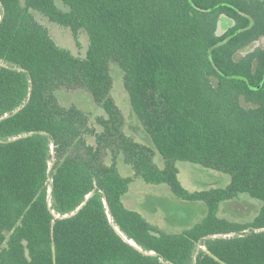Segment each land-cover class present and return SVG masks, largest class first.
Segmentation results:
<instances>
[{
	"label": "trees",
	"instance_id": "16d2710c",
	"mask_svg": "<svg viewBox=\"0 0 264 264\" xmlns=\"http://www.w3.org/2000/svg\"><path fill=\"white\" fill-rule=\"evenodd\" d=\"M37 14L87 34L86 57ZM222 17L235 24L219 35ZM263 40L264 0H0V264H264ZM113 64L150 145L127 134ZM61 90L88 92L102 114L62 105ZM178 162L230 184L190 192ZM135 179L203 204L204 218L162 231L124 204ZM242 195L263 204L257 216L221 217Z\"/></svg>",
	"mask_w": 264,
	"mask_h": 264
},
{
	"label": "rangeland",
	"instance_id": "374dc122",
	"mask_svg": "<svg viewBox=\"0 0 264 264\" xmlns=\"http://www.w3.org/2000/svg\"><path fill=\"white\" fill-rule=\"evenodd\" d=\"M58 4L61 5L60 1ZM36 18L49 29L51 36L60 47L70 50L77 57H86L90 46L87 34H80L77 40L69 29L50 22L42 15L37 14ZM234 24L222 17L219 21L218 34H224ZM256 47H264V40L257 43ZM111 74L114 79L112 95L126 117L127 134L138 142L150 145L149 138L131 107L122 70L113 64ZM57 97L64 106L75 105L83 111L92 112L95 115L102 114L88 92L61 90L57 92ZM156 163L159 167H163L164 162L159 154H157ZM177 167L182 185L190 192L226 188L230 184V176L221 172L209 171L187 162H178ZM118 168L123 176L134 177L132 168L126 165L122 158L118 162ZM169 194L171 195L167 186L148 185L141 179H135L123 202L129 209L140 212L149 222L166 233L181 232L184 226L195 224L204 218L206 208H202L205 207L203 204L184 203L173 198L172 195L168 196ZM262 205L260 201L242 195L237 201L223 204L220 216L231 221H247L257 216ZM156 208H159V212L154 213ZM158 213L162 216H157Z\"/></svg>",
	"mask_w": 264,
	"mask_h": 264
},
{
	"label": "water",
	"instance_id": "95a60500",
	"mask_svg": "<svg viewBox=\"0 0 264 264\" xmlns=\"http://www.w3.org/2000/svg\"><path fill=\"white\" fill-rule=\"evenodd\" d=\"M21 110V109H20ZM18 112V111H17ZM8 116L6 115L5 117L3 118H0V121L3 120L4 118H7ZM52 155H53V163L50 164V171L52 170L53 168V165H54V162L56 161V158H55V147L54 145L52 146ZM93 192L90 193L87 197H86V200L85 202L77 209L76 212L70 214V215H66V218L68 217H73L75 216L87 203L88 201L90 200V198L93 196ZM51 197H52V189L50 188L49 189V197H48V202H49V205L51 206ZM106 204V207H107V211L109 213V207H108V203L105 202ZM109 215V220H110V223L112 224V226L114 227L115 231L124 239L125 242H127L129 245H131L132 247H134L135 249H137L138 251H140L141 253H143L144 255L146 256H156L157 253L155 252H146L144 251L139 245H137L133 240H129L121 231L120 229L114 224V221L111 217L110 214ZM259 231H264V229H261ZM228 236H234V234H231V235H228Z\"/></svg>",
	"mask_w": 264,
	"mask_h": 264
},
{
	"label": "crops",
	"instance_id": "0c3cea01",
	"mask_svg": "<svg viewBox=\"0 0 264 264\" xmlns=\"http://www.w3.org/2000/svg\"><path fill=\"white\" fill-rule=\"evenodd\" d=\"M168 196H171V195L169 194ZM201 206H202V205H201ZM197 208H198V207H197ZM202 208H203V207H202ZM155 210H156V211H155L154 213H157V212H159V211H158V210H159V208H156ZM157 216H162V215H161L160 213H158V214H157Z\"/></svg>",
	"mask_w": 264,
	"mask_h": 264
}]
</instances>
